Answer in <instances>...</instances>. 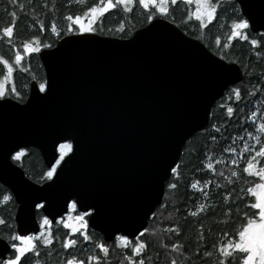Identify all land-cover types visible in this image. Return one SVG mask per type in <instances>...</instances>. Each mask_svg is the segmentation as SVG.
Segmentation results:
<instances>
[{
    "label": "water",
    "instance_id": "95a60500",
    "mask_svg": "<svg viewBox=\"0 0 264 264\" xmlns=\"http://www.w3.org/2000/svg\"><path fill=\"white\" fill-rule=\"evenodd\" d=\"M234 1L248 31L264 33V0ZM37 55L44 89L31 81L24 102L0 98V183L16 203V234H37L38 210L53 224L73 201L105 242L136 237L161 203L185 142L241 80L239 64L161 16L128 37L66 33ZM67 140L69 152L42 182L11 158L33 146L50 168ZM10 251L0 236V264Z\"/></svg>",
    "mask_w": 264,
    "mask_h": 264
},
{
    "label": "trees",
    "instance_id": "16d2710c",
    "mask_svg": "<svg viewBox=\"0 0 264 264\" xmlns=\"http://www.w3.org/2000/svg\"><path fill=\"white\" fill-rule=\"evenodd\" d=\"M103 1L0 0V54L10 57L11 43H16L19 53L34 40L42 47L54 45L62 35L76 31L68 30L71 16L83 14ZM147 15L136 5L126 11L113 7L97 17L90 31L128 37L148 21ZM167 16L217 55L238 62L241 80L214 103L207 125L185 142L165 182L161 203L146 228L123 251L113 241H103L101 234L91 228L86 234L69 236L66 228L55 223L50 241L39 242L19 264L35 262L36 255L41 257L38 264H59L70 257L85 261L93 255L104 260L99 264H121L123 253L131 255L137 244L141 251L134 256L137 264H243L246 252L227 245L233 244L239 231L257 215L251 192L256 177L246 167L264 163V33L247 31L249 38H226L230 22L244 19L234 0L217 8L202 31L196 21L187 22L191 25L189 31L177 16ZM28 58L34 60L28 63L34 74L41 61L36 52ZM19 164L32 180L47 179L48 169L35 149L23 154ZM15 209L13 196L0 183V236L6 239L16 234ZM37 216L44 217L39 210ZM67 240H71L68 246ZM99 244L110 246L106 254L99 253ZM46 258L47 263H43Z\"/></svg>",
    "mask_w": 264,
    "mask_h": 264
},
{
    "label": "rangeland",
    "instance_id": "374dc122",
    "mask_svg": "<svg viewBox=\"0 0 264 264\" xmlns=\"http://www.w3.org/2000/svg\"><path fill=\"white\" fill-rule=\"evenodd\" d=\"M172 1L175 0H105L83 14L71 16L68 20V30L90 31L95 20L102 12L117 6H120V8L125 11L130 10L134 5L139 6L148 12V20L156 16L165 17L168 9L167 6ZM183 1L188 4L189 17L206 27L213 20L217 12L218 7L216 6V0ZM247 31L248 26L246 20L240 18L237 21L230 22V28L226 34V38H249L247 36ZM38 43L39 41L37 40L26 43L21 48L20 53H17V56H15L12 63H17L18 66H21L23 58L28 57L32 52L37 53L40 48H42ZM9 81H11L9 73L3 79H0V92L9 89ZM67 148L68 144H66V141L60 143L58 145L59 154L61 155ZM258 154L260 155L261 152ZM246 170L248 173L256 177L251 192L255 199L254 206L257 209V215L255 219L250 220L243 229L239 231L236 240L233 244L227 245V248L232 246L234 249L244 250L246 254L243 264H264V163L260 165L249 164L247 165ZM48 172L49 170L46 171V174H48ZM51 172L52 170L49 174H51ZM40 221L41 229L34 236L14 237V239L18 238V241L13 242L17 256L35 250L34 248L39 242L48 243L50 241L49 236L53 224H51L48 219H44V217H41ZM56 224L66 228L69 236L76 233L86 234L88 230L85 215L78 212L74 205H70L68 212L59 218ZM141 232L139 234H141ZM131 242L132 241L127 239V237L122 235H117L113 240L114 246L121 251H123L124 247H127ZM70 244L71 240H67L65 243L67 246ZM137 245L133 248V255H139L141 253L140 249L137 248ZM109 248V245L99 244L97 249L101 252H105ZM14 257H10L6 261L4 260V263L16 264L17 261ZM91 259V257H88L87 260L80 261L76 258H71L63 260L60 264H87ZM122 264H136V262L134 258L129 256L125 262L123 260Z\"/></svg>",
    "mask_w": 264,
    "mask_h": 264
},
{
    "label": "flooded vegetation",
    "instance_id": "af4514ba",
    "mask_svg": "<svg viewBox=\"0 0 264 264\" xmlns=\"http://www.w3.org/2000/svg\"><path fill=\"white\" fill-rule=\"evenodd\" d=\"M216 2H217V5L216 6L219 8L220 6H224L226 1L225 0H216ZM167 8L168 9H167L166 14H165V17L166 18L168 17L167 14L168 15H175V16H177V18H178L179 21H183L184 22L183 27L185 29H187L189 31L191 30V25L188 24L187 22H191L192 23L193 21H196V20H193V19H191L189 17V8H188V4L186 2H184L183 0H175V1H172L167 6ZM196 23H198V21H196ZM175 24H176V22H175ZM198 26H199V31H202L203 30V27L205 25L203 26L202 24L198 23ZM0 39H1V35H0ZM17 53H19V51H18V48H17L16 43H11L10 57L2 56L0 54V79H3L8 73H9V76L11 78V81H9V89H6V90L0 92V98H9V99H12V100L17 101V102H24L26 100L27 96H28L29 86H30L31 81H36V83H37V85H38V87H39L40 90H43L44 89L45 72H44V68H43L42 64L39 62L40 63L39 64L40 67H36L35 68L36 73L33 74V68L30 67L28 65V63L29 62H33L34 60L33 59H29L28 57L23 58V62L21 64V66H18L17 63H14L13 64L12 62L15 59V56H17ZM23 76L25 77V80L24 81L22 80V77ZM66 144H68V148L66 149V151H64L61 155L59 154L57 160L55 161V163L50 168H47L49 170V172L47 174V178H49L52 175L55 167L59 164V162L64 157V155L67 152H69L70 146H71L70 141L67 140L66 141ZM32 148L35 149L38 154H40L39 151L35 147L28 146V147H25V148H20L19 150H17L16 152H14L12 154V156H11L12 160L14 162H16L17 164H19V160H20L21 156L23 154L27 153V151L30 150V149H32ZM51 170H52V172H51V174H49ZM70 205H74L75 206V204H74L73 201H71L69 203V207H70ZM80 213H83L85 215V217H87V213H89V212H80ZM38 219L40 221L41 218H39V216H38ZM44 219H47V218L44 217ZM55 223H53V224H55ZM34 235L35 234H28V235H24V236H34ZM16 236L17 237H22V236H19V235L15 234L14 236H12L9 239H7L10 242V244H11V251L7 255V258L5 259V261L8 258H10V257H14L15 256L14 258H16V261H17L16 264H19L20 260L27 253H25L23 255H20V256H17L16 251H15V247H14V244H13L14 241H18V238H15L14 239V237H16ZM136 237H134V238H127V239H129L131 241L132 239H135ZM112 241H110L108 243H111ZM106 251L105 252L104 251L103 252L99 251V253L101 255H104V254H106ZM129 256L132 257V258H134V256H138V255H133V251H132L131 255H127V254L123 253L121 264L123 263V260L125 262L126 259ZM33 257H34L35 260L36 259L37 260L36 261L34 260L35 262H32L31 264H38V259H41L40 255H36V256H33ZM71 258H75V257H70L68 259H71ZM91 258H92L91 261L90 262H87V264L88 263H90V264H99L101 262H104V260L102 258L97 257V256H94V255ZM68 259H65V260H68ZM76 259H78V258L76 257ZM78 260L81 261L82 259H78ZM134 260H135V262H138L137 259H134ZM47 261H48V259L46 258L43 263H47Z\"/></svg>",
    "mask_w": 264,
    "mask_h": 264
},
{
    "label": "bare ground",
    "instance_id": "6f19581e",
    "mask_svg": "<svg viewBox=\"0 0 264 264\" xmlns=\"http://www.w3.org/2000/svg\"><path fill=\"white\" fill-rule=\"evenodd\" d=\"M110 36V35H109ZM199 39V38H198ZM202 41V40H201ZM220 56V55H219ZM234 61V60H233ZM238 63V62H237ZM243 76V75H242ZM238 83V82H237ZM15 213V212H14ZM88 214V213H87ZM40 218V217H39ZM3 237V236H2Z\"/></svg>",
    "mask_w": 264,
    "mask_h": 264
}]
</instances>
